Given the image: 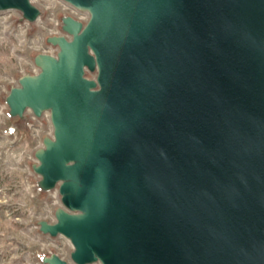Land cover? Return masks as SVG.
Here are the masks:
<instances>
[{"label": "water", "instance_id": "1", "mask_svg": "<svg viewBox=\"0 0 264 264\" xmlns=\"http://www.w3.org/2000/svg\"><path fill=\"white\" fill-rule=\"evenodd\" d=\"M1 95L10 132L41 137L28 168L54 193L40 264H264V0H60ZM29 33L33 0H0Z\"/></svg>", "mask_w": 264, "mask_h": 264}, {"label": "rangeland", "instance_id": "2", "mask_svg": "<svg viewBox=\"0 0 264 264\" xmlns=\"http://www.w3.org/2000/svg\"><path fill=\"white\" fill-rule=\"evenodd\" d=\"M33 1L46 14L32 33L28 23H15L19 13H0V264H40L37 254L49 249L67 259L70 250L64 238L42 235L34 225L39 219L52 221L58 205L54 193L38 195L32 190L34 176L28 168L41 137L50 132L48 121L33 118L27 133L10 132L1 102L14 76L33 69L31 53L49 50L44 38L60 33L58 14L80 15L60 0Z\"/></svg>", "mask_w": 264, "mask_h": 264}, {"label": "built area", "instance_id": "3", "mask_svg": "<svg viewBox=\"0 0 264 264\" xmlns=\"http://www.w3.org/2000/svg\"><path fill=\"white\" fill-rule=\"evenodd\" d=\"M80 16H81V18H84V17H85V16H83V15H80ZM53 51H54V49L50 46V47H49V50H48V51H44V52H50V53H51V52H53ZM33 70H34V67H33V69H32L31 71H33ZM43 116H44L43 118H44L45 120H47V119H46V118H47L46 114H44ZM47 121H48V120H47ZM48 124H49V123H48ZM49 127H50V126H49Z\"/></svg>", "mask_w": 264, "mask_h": 264}, {"label": "bare ground", "instance_id": "4", "mask_svg": "<svg viewBox=\"0 0 264 264\" xmlns=\"http://www.w3.org/2000/svg\"><path fill=\"white\" fill-rule=\"evenodd\" d=\"M68 8H69V10H71V11L74 10V9H72V8L69 7V6H68ZM68 14H69V13H68ZM79 14H80V13H79ZM70 15L73 16V17H75V18H77V19H80V20H84V19H85V17H84V18H81V16H80V15H83V14H80L79 17H78V16H74V15H72V14H70ZM83 16H84V15H83ZM39 22H40V21H39ZM60 33H61V32H60ZM55 34H57V33H55ZM53 49H54V48H53ZM33 67H34V66H33ZM63 258H64V257H63Z\"/></svg>", "mask_w": 264, "mask_h": 264}]
</instances>
